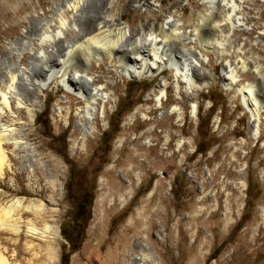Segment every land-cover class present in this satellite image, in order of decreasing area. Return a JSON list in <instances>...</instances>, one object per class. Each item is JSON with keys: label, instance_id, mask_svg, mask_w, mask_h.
Returning a JSON list of instances; mask_svg holds the SVG:
<instances>
[{"label": "rangeland", "instance_id": "obj_1", "mask_svg": "<svg viewBox=\"0 0 264 264\" xmlns=\"http://www.w3.org/2000/svg\"><path fill=\"white\" fill-rule=\"evenodd\" d=\"M62 1L0 0V87L11 62L28 74L32 61L20 43L36 45L37 38L29 35L56 19L54 8ZM144 1L86 0L82 25L108 15L131 33L150 27L156 31L177 6L180 29L188 33L203 13L197 0H155L151 10L141 5ZM252 3L257 6L250 13L260 29L249 34L235 30L226 39L225 31L206 22L200 42L169 41L176 57L200 54L204 60L192 67L196 88L179 95L169 68L128 79L116 73L115 57L91 55L87 74L108 99L94 105L87 131L80 122L78 97L58 83L50 80L40 91L31 85L23 91L33 105V121H27V104L15 103L18 110L9 116L19 119L13 128L26 137L27 151L6 149L9 167L0 193L10 200L20 198L14 191L23 189L29 194L21 197L25 202L53 212L57 259L49 262L42 250L34 262L132 264L143 245L149 262L142 264H264V104L254 133L253 119L237 93L254 78L237 67L236 85L229 88L225 80V63L237 62V43L245 39L242 59L251 69L260 68L263 85L257 89L264 90V35L257 33L264 30V0ZM182 41L184 48L179 47ZM213 43L230 53L221 60ZM55 59L61 60V54L54 52L45 61ZM162 82L166 92L157 104ZM5 119L0 118V126ZM30 254L20 259H31Z\"/></svg>", "mask_w": 264, "mask_h": 264}, {"label": "bare ground", "instance_id": "obj_2", "mask_svg": "<svg viewBox=\"0 0 264 264\" xmlns=\"http://www.w3.org/2000/svg\"><path fill=\"white\" fill-rule=\"evenodd\" d=\"M84 1L86 0H63L61 4L56 2L53 14L56 19L44 21L43 24H39V29L32 30L33 34L29 35L37 38L36 45L20 43L22 50H28V58L32 61L29 64L28 74L11 62L7 73H5V81H1L0 118H6V123L0 126V128L2 127L0 130V180L4 179L5 170L9 167L10 157L6 149L13 147L18 151H27V144L24 141L26 137L24 138L20 131L13 128L19 119H13L10 116L15 114L13 110H18L13 107L15 103L24 106L30 102L27 95L23 93V91H28L29 85L33 86L32 88L37 92L51 80L50 82L58 83L67 92L78 97L81 105L79 107L80 122L83 125L82 128L87 131L85 127L90 122L89 117L92 115L94 105L98 100L105 102L108 99V95L103 92V87L95 86L94 78L87 74L88 60L91 55L97 54L95 52L102 53L108 59L115 57L119 69V71L116 70V73L128 79L139 78L150 73L158 74L165 68H169L173 72L174 93L179 95L181 91L187 92L196 88L192 71L196 67L198 68L204 60L200 54H197L195 58L188 54L186 58L176 57V52L173 53L172 47L170 48V40L184 38L189 42H200L201 27L206 22H210V28L213 30L217 29L220 33L225 31L226 39L235 30L245 31L249 34L260 29L257 27V23H254L255 18L250 13V7L254 5L252 0H197L203 6V13L196 15L195 26L188 31L189 34L180 29L182 23L176 19L179 16L177 6L172 7L170 12L164 16L162 24L164 27H158L157 32L150 27L146 31L141 29L137 33H131L128 26L108 15L103 18H94L89 26H84L81 22ZM156 3L155 0H148L141 5L151 10L157 6ZM221 13L222 16H220ZM257 33L260 36L264 35V30ZM244 42L245 39H240V42L237 43L235 51L238 57L237 62L226 61L225 80L226 86L229 88L236 85L239 78L237 67L241 73L247 72L254 78V82L238 88L237 93L250 118L253 119L252 128L256 133L258 112H260L261 105L264 104V90L257 89L258 85H261L260 78L258 79L260 68L253 66L251 69V66L246 63L247 60L242 59L244 52L241 50ZM254 43L256 44V41ZM184 44L182 41L179 43V47L183 46L184 48ZM211 45L213 46L212 51L221 60L224 55L230 53L229 50L216 47L214 43ZM54 52L61 54V60L45 61ZM183 53V50L177 52L181 57H184ZM38 63H41L44 68ZM38 68L44 73L43 77L36 75ZM196 72L200 73L198 69ZM197 75L199 76V74ZM29 88L31 87L29 86ZM35 92L33 91V95ZM165 92L166 85L162 82L157 86L155 99L157 104ZM32 106L31 104L26 106L28 122H32L34 119ZM174 111L176 110L174 109ZM20 179V176L16 174L14 182L18 183ZM48 184L51 189L55 186L51 179ZM4 188L7 187L4 185ZM34 193L36 196L38 195V192L34 191ZM14 195L25 197L29 194L19 188L14 191ZM21 197L9 200L4 193H0V264H37L34 260L38 255H41L42 250H44L46 259L53 262L57 257L55 239L57 227L52 224L54 222L53 212H46L41 203L25 202ZM4 235H10V237L6 238ZM3 244L12 246L10 252ZM137 251L138 254L135 252L137 256H134L132 264H142L148 257L147 250L143 245H139ZM25 253H31L32 258L20 259Z\"/></svg>", "mask_w": 264, "mask_h": 264}]
</instances>
